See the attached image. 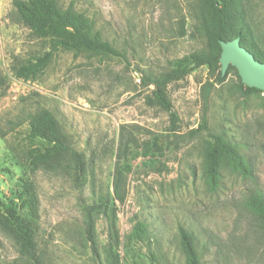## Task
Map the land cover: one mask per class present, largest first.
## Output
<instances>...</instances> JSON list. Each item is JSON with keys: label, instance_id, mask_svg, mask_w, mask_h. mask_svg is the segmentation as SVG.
<instances>
[{"label": "rangeland", "instance_id": "374dc122", "mask_svg": "<svg viewBox=\"0 0 264 264\" xmlns=\"http://www.w3.org/2000/svg\"><path fill=\"white\" fill-rule=\"evenodd\" d=\"M28 1V0H24ZM94 17L124 58L56 52L36 77L17 75L63 32H35L14 0H0V202L37 197L36 241L29 248L0 204V264H97L87 240V207L101 194L122 242L124 262L187 264L179 226L195 238L200 264H264V216L249 200L264 195V91L249 92L238 69L206 63L166 90L179 121L152 101L148 74L172 69L195 53L216 55L217 20L203 0H60ZM252 31L264 34V0H245ZM257 33V32H256ZM222 55V51H221ZM221 59V58H220ZM51 110L74 145L95 160L78 189L44 156L49 143L30 136L28 116ZM191 134L194 129H200ZM225 133L250 169L227 158L213 187L205 146ZM103 254L107 223L96 215ZM150 225L153 241L125 247L133 225Z\"/></svg>", "mask_w": 264, "mask_h": 264}, {"label": "trees", "instance_id": "16d2710c", "mask_svg": "<svg viewBox=\"0 0 264 264\" xmlns=\"http://www.w3.org/2000/svg\"><path fill=\"white\" fill-rule=\"evenodd\" d=\"M203 1L209 5L217 20L216 33L213 36L218 49L216 55L207 56L195 53L176 62L172 69L157 75L148 74L143 78V82L154 87L152 101L171 113L172 126L176 125L179 117L175 112H172L173 103L166 90L168 84L184 79L192 71L206 63H219L222 51L220 40L231 41L240 37L242 46L253 53L257 60L264 63V34L260 31H252L250 22L244 17L243 9L238 7L245 0ZM14 6L20 17L33 31L64 33V36L53 39L49 50L42 56H38L35 62L23 66L17 71V75L21 78L36 77L48 66L53 55L61 50L73 51L75 55L90 53L125 57L121 50L104 38L102 31L97 26L96 19L86 11L78 9L74 2L64 8L60 0H14ZM247 90L249 92L258 91L257 88L252 87H248ZM28 123L31 137L41 138L49 143L44 156L55 162V168L70 178L76 188L83 189L91 181L95 160L74 145L58 117L51 110L43 109L31 112L28 116ZM205 126L206 123H203L200 129L192 130L191 134L198 133L202 128H206ZM210 137L211 139L206 142L204 156L206 173L213 187L218 184V166L223 158H227L236 168H241L250 174L245 155L239 151L228 135L214 133ZM37 202L36 194L29 184L23 187L20 201L8 199L0 202L6 213V218L17 227L21 238L29 248H34L36 241ZM249 205L264 216L263 194L252 197L249 200ZM96 215L104 216L107 223V241L103 248V254L100 248L98 250L97 245ZM85 226L86 237L91 242L97 264H134L124 262L122 242L115 217L110 208V200L104 194H101L93 205L87 207ZM179 235L187 254V264H200L193 233L188 228L179 226ZM152 241L150 225L143 220H138L127 236L125 247L140 243L150 246Z\"/></svg>", "mask_w": 264, "mask_h": 264}, {"label": "water", "instance_id": "95a60500", "mask_svg": "<svg viewBox=\"0 0 264 264\" xmlns=\"http://www.w3.org/2000/svg\"><path fill=\"white\" fill-rule=\"evenodd\" d=\"M222 47L221 64L223 74L230 65L238 69L242 81L252 88L264 91V63L256 59L246 47L242 46L241 38L231 41L220 40Z\"/></svg>", "mask_w": 264, "mask_h": 264}]
</instances>
